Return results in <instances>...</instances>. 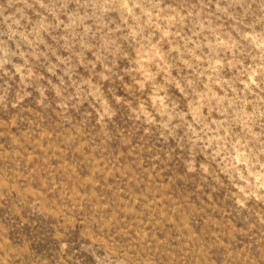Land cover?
Listing matches in <instances>:
<instances>
[{
  "label": "rangeland",
  "instance_id": "rangeland-1",
  "mask_svg": "<svg viewBox=\"0 0 264 264\" xmlns=\"http://www.w3.org/2000/svg\"><path fill=\"white\" fill-rule=\"evenodd\" d=\"M0 264H264V0H0Z\"/></svg>",
  "mask_w": 264,
  "mask_h": 264
}]
</instances>
